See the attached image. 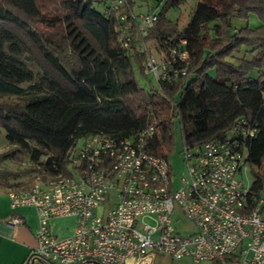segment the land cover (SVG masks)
<instances>
[{"label":"trees","instance_id":"trees-1","mask_svg":"<svg viewBox=\"0 0 264 264\" xmlns=\"http://www.w3.org/2000/svg\"><path fill=\"white\" fill-rule=\"evenodd\" d=\"M125 1L123 12L131 15V2ZM180 2L166 0L145 38L129 19L132 46L124 49L117 32L126 24L119 20L123 13L110 7L99 13L91 0H0V132L13 147L0 158L23 152L32 171L53 179L69 175L79 139H126L153 125L159 134L145 150L167 157L175 124L182 147H198L222 140L245 119L258 128L246 142L250 196L264 208V0H198L178 31L164 13ZM250 15L260 23L257 28L249 27ZM233 19L244 26L232 28ZM150 41L160 59L185 41L188 59L173 66L183 75L145 91L135 81L133 65L145 76V57L137 46ZM23 52L41 70L27 89L21 85L34 75L18 59ZM219 261L239 264L231 256L212 264Z\"/></svg>","mask_w":264,"mask_h":264},{"label":"built area","instance_id":"built-area-1","mask_svg":"<svg viewBox=\"0 0 264 264\" xmlns=\"http://www.w3.org/2000/svg\"><path fill=\"white\" fill-rule=\"evenodd\" d=\"M125 6V0H117L110 8L119 12ZM129 19L140 38L158 22L156 14L119 17L121 23ZM124 25L117 29L118 42L128 49L132 41ZM185 45L180 41L165 59L156 60L140 43L144 74L156 82L183 75L173 66L187 63ZM257 133L255 124L240 119L218 142L182 147L178 155L184 174L178 184L168 157L145 150L159 134L153 125L126 139H84L69 157L68 176L8 194L12 211L33 208L39 221L35 247L23 264H153L158 255L189 257L195 263L231 256L238 263L264 264V210L262 200L250 196L247 177L246 142ZM175 206L193 232L175 230ZM68 216L76 219L74 233L58 239L48 221ZM6 223L15 230L23 221L13 213Z\"/></svg>","mask_w":264,"mask_h":264},{"label":"rangeland","instance_id":"rangeland-1","mask_svg":"<svg viewBox=\"0 0 264 264\" xmlns=\"http://www.w3.org/2000/svg\"><path fill=\"white\" fill-rule=\"evenodd\" d=\"M93 3V8L99 13H103L105 11V7H113L117 0H91ZM131 2V10L132 14L137 17L139 15H147V14H159L162 12V8L166 0H128ZM198 0H181L178 7L169 8L164 13V18L174 24L178 31L182 30L187 23L189 22L193 10L197 4ZM118 13H124L123 9ZM251 16V20H249L250 25L257 21V18L253 15ZM259 23V22H258ZM129 28L127 23L124 25ZM244 26V22L239 21L237 19L232 20V28L242 27ZM144 44V43H143ZM139 45V44H138ZM148 49L149 53L153 56L154 59L157 60V56L154 52L153 43L150 41L147 44H144ZM25 66L33 72L34 78L31 83L22 84L21 87L27 89L29 86L36 84L41 76V70L38 65L32 60L30 55L23 52L18 56ZM144 64V62H143ZM134 77L138 86L143 88L145 91H148L151 87L156 86V81L154 77L148 73H145V76H142L137 66L133 65ZM252 77H255V73L251 74ZM84 139H79L76 142L75 151L79 150L82 146ZM182 148L180 134L177 124L174 127V145L170 153L167 154L169 164L172 170V177L176 181L175 184H178L180 177L184 174V167L181 162V158H179V152ZM13 151L12 145L7 143L4 137V131L0 132V157L3 154L9 153ZM33 167L30 163L27 155L23 152L16 153L15 157H9L6 159L0 158V191L4 189H9L11 191H20L31 187L33 184L37 182H47L50 179L48 175H46L42 171H32ZM41 176H44L45 179L42 180ZM247 177L252 183L253 175L252 170L249 167L247 171ZM261 211L264 208L260 209ZM262 219H264V215H262ZM172 225L175 230L181 235H187L194 231V226L188 222L180 209L175 206L174 213L172 216ZM153 264H212V262H202L195 263L189 257H184L179 260H171L166 255H158ZM216 264V263H215ZM218 264H225L223 261H219ZM239 264H247V263H239Z\"/></svg>","mask_w":264,"mask_h":264},{"label":"crops","instance_id":"crops-1","mask_svg":"<svg viewBox=\"0 0 264 264\" xmlns=\"http://www.w3.org/2000/svg\"><path fill=\"white\" fill-rule=\"evenodd\" d=\"M249 20L251 16L248 25L252 29L260 25L257 21L250 25ZM10 192L9 189L0 191V264H23L35 247V231L38 229L39 221L33 208L26 207L12 211L8 197ZM13 213L20 216L23 221L15 230L6 223ZM48 228L56 238H67L74 233L76 219L73 216L54 218L48 221ZM32 264L41 263L35 261Z\"/></svg>","mask_w":264,"mask_h":264}]
</instances>
